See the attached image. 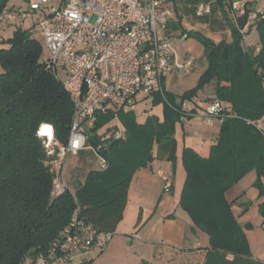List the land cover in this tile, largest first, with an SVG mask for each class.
Listing matches in <instances>:
<instances>
[{
    "label": "trees",
    "instance_id": "16d2710c",
    "mask_svg": "<svg viewBox=\"0 0 264 264\" xmlns=\"http://www.w3.org/2000/svg\"><path fill=\"white\" fill-rule=\"evenodd\" d=\"M7 1L2 0L0 10ZM218 2L230 24L231 41L216 43L183 31L204 44L208 66L198 84L181 98L166 90L153 95V103L165 102L163 120L150 115L141 124L133 109L119 113L126 128L122 139L110 135L112 115L99 116L95 127L87 132V144L96 150L99 160L102 157L107 161V168L87 164L84 180L74 178L72 185L69 181L71 190L61 195L54 193L56 155L48 153L39 130L42 125L52 126L56 138L66 144L74 102L63 78L48 68L41 45L33 36L35 25L19 27L12 37L1 41L0 264H25L57 248L78 205L95 228L114 232L123 217L135 172L154 158L174 162L175 126L182 117V102L195 97L206 85L234 113L224 116L208 156L183 149L186 177L180 206L191 218L192 229L198 228L209 237L207 262H212L216 251L234 257L250 255L248 239L233 210L235 200L230 201L227 192L251 172L256 173L254 186L260 194L263 191L264 131L255 124L264 117L260 74L264 70V15L258 14L246 31H257L259 48H245L241 29L253 7L247 2L245 14L236 23L227 14H231V8L226 11L223 0ZM171 190L172 185L165 184L164 191Z\"/></svg>",
    "mask_w": 264,
    "mask_h": 264
},
{
    "label": "built area",
    "instance_id": "2783aa9c",
    "mask_svg": "<svg viewBox=\"0 0 264 264\" xmlns=\"http://www.w3.org/2000/svg\"><path fill=\"white\" fill-rule=\"evenodd\" d=\"M27 1L28 8L18 0L5 3L0 10V30L30 28L33 25L27 27L29 15L33 13L37 21L34 25L46 40L48 68L56 77L63 78L64 87L74 102L66 144L56 138L52 126L47 125L50 133L41 134L39 130L48 153L56 155L55 164L60 166L55 167L54 193L61 195L71 190L65 175L66 159L69 154L78 155L88 147L87 132L95 127L99 116L112 115L114 126L110 135L115 140L122 139L126 128L119 113L131 111L144 98L163 94L164 79L175 70L189 72L195 59L176 60L168 32L170 19L175 15L171 0ZM246 3V0H232L231 15L236 23L238 17L245 14ZM211 10V4H200L196 14L203 16ZM258 14L264 15V11L256 8L250 13L241 29L244 38ZM9 38L0 32V45ZM260 74L264 84V70H260ZM181 108V120L185 121L188 115L196 113L202 114L208 123L213 119L221 123L224 116L234 113L230 105L216 96L186 99ZM255 125L264 131V117ZM100 163V168H107L104 158L100 157ZM163 179L170 187L169 177L163 175ZM260 205L264 230V182ZM81 213L78 205L69 226L61 233L57 248L39 254L25 264H72L76 251L85 254L92 249H104L114 232L95 228Z\"/></svg>",
    "mask_w": 264,
    "mask_h": 264
},
{
    "label": "crops",
    "instance_id": "0c3cea01",
    "mask_svg": "<svg viewBox=\"0 0 264 264\" xmlns=\"http://www.w3.org/2000/svg\"><path fill=\"white\" fill-rule=\"evenodd\" d=\"M171 1L173 2L175 15L170 19L168 32L171 36L176 34L183 38V35L186 34L180 28L176 27V22H178L179 17H182L183 13L189 12V10L186 9V6H178L179 4H176L174 0ZM200 4L210 3L199 2L197 7ZM218 8L222 11L219 2ZM223 8L226 10L224 5ZM222 15L225 18L223 11ZM196 16L198 15L196 14ZM13 31L11 28L0 30L7 38L13 35ZM254 32L255 29L252 30L246 42L250 40L249 42H253L258 49L259 39L256 32ZM183 39H188L187 35ZM224 39L229 41V37L227 36ZM191 45L194 46L195 44L191 43ZM163 86L166 90L165 81ZM214 96L215 94L212 89L204 98L199 97L198 94L196 95L199 99H208ZM149 114L152 115L151 112ZM195 115L202 116V114L194 113L193 116ZM201 120L204 122L202 123L203 126L198 122L189 121V119L185 121L189 125L185 130L184 148H191L206 157L209 155L211 147L217 142L220 123L217 119H213L208 123L204 120L203 116ZM154 152L156 154L157 151ZM149 165L152 174L160 175L162 178L163 175L169 177L172 185L171 193H173L175 190V180L172 178L171 172L166 170L163 165H160L157 170H155L152 163ZM139 174L140 176L138 175V178L142 180L141 184L148 181L149 174L146 170L140 171ZM252 174L256 178L255 172H251L247 176ZM236 185L227 192V198L230 201L235 200L233 210L248 239L250 255L234 257L231 254L216 251L212 253L214 256L212 262H207L209 237L198 228L192 229L193 222L188 213L180 206V203L171 213L168 208H165L163 211L160 209V203L163 201L166 193L164 191V181V186L159 187L156 196L157 199L155 198L156 200H154V206L145 219V209L143 206L140 207L134 225L135 232L133 234H115L104 249H92L88 253H85L81 264H87L92 260H96L98 264H142L143 260L152 261L157 255L159 264H264V230L261 227L262 211L260 203L257 202L260 199L259 189L253 184L251 192L247 193L246 191L236 190ZM255 200L257 201L254 202ZM250 209L253 211L248 213Z\"/></svg>",
    "mask_w": 264,
    "mask_h": 264
},
{
    "label": "rangeland",
    "instance_id": "374dc122",
    "mask_svg": "<svg viewBox=\"0 0 264 264\" xmlns=\"http://www.w3.org/2000/svg\"><path fill=\"white\" fill-rule=\"evenodd\" d=\"M11 2L17 0H10ZM18 2L24 7L28 8L27 0H18ZM178 6H186V9L189 12L183 13L182 17H179L178 22H176V27L180 28L181 31L191 32L192 34H198L201 37H206L211 41L216 43L220 42L225 38V36L229 37V41L232 40L230 24L227 19H225L222 15V11L218 8V0H174ZM199 2L210 3L212 6V10L210 14L203 15L202 17H198L195 14V9ZM246 2L250 3V6L253 7V10L256 8H260L264 11V0H246ZM232 0H223V5L226 8V11H230ZM228 14L232 16L229 12ZM229 18V16H228ZM217 21H216V20ZM230 19V18H229ZM231 20V19H230ZM36 18L33 13L29 15L28 26L36 24ZM35 31H33V36L38 40L41 45L42 53L44 58L49 57V51L46 45V40L38 28L35 25ZM254 30V29H252ZM245 32V38L243 39V44L245 48L256 46L253 42H246L248 40V36L252 32ZM258 35L257 31L255 30ZM254 32V33H255ZM253 34V33H252ZM183 38H186V35H183ZM182 36H177L176 34L171 36V41L173 44V51L176 56V60L179 62H183L188 57H194L195 62L194 66L189 72H185L184 70H175L171 72L165 79L166 90L171 92L177 98H181L185 92L198 84V81L201 75L207 69V57L204 50L203 42L193 35L189 36L188 39H183ZM194 43L195 45H191ZM3 72V68L0 65V73ZM211 92L210 85H206L203 88L198 90V95L201 98H204L206 94ZM165 93V91H164ZM164 107L165 102L159 101L157 103H153V96H149L139 101L134 107L136 120L138 123H145L150 114L164 119ZM201 115H195L189 118V121L198 122L203 126V120ZM188 120V119H187ZM114 121H111L110 124H113ZM192 123V122H191ZM189 125L185 120H179L176 122L175 126V137L177 140V148H176V159L174 162L169 160H158L154 158L150 163L153 164L155 170H157L160 165H163L166 170H169L172 174V178L175 180V190L173 193L166 192L163 198V201L160 203V209L163 211L165 208L169 209L170 213L179 206L180 196L184 185L185 179V169L183 166L182 153L184 149V138H185V130ZM156 151V147L154 148ZM92 163L96 168H100L101 163L100 160L96 157L91 146H88L85 150L81 151L78 155L69 154L66 159L65 164V175L67 179L70 181L72 185V181L75 178H80L84 180L85 173L88 169V165ZM150 163L145 166L140 167L135 173V177L132 178L129 187H128V198L126 207L123 213L122 219L118 222L117 227L114 231L115 234H133L135 232V223L138 216V211L141 206L144 207V219L149 215V212L152 210L154 203L157 199V191L159 187L164 186V179L159 175L152 174L150 172ZM55 167H60L55 164ZM146 170L148 172V181L144 184H141L142 180L138 178L140 176L139 172ZM151 173V174H150ZM254 175H249L243 179H241L237 185L235 186L236 190L246 191L247 193L251 192L253 187V183L255 181ZM263 196V191L260 194L259 201L255 200L254 202L261 203V198ZM156 198V199H155ZM253 210H248V213H251ZM169 216V214H167ZM84 257V253L81 251H76L74 255V259L72 260V264H81L82 259ZM158 255L153 258V262L150 260H143L142 264H159L158 263ZM87 264H98L96 260L89 261Z\"/></svg>",
    "mask_w": 264,
    "mask_h": 264
},
{
    "label": "clouds",
    "instance_id": "9594fccd",
    "mask_svg": "<svg viewBox=\"0 0 264 264\" xmlns=\"http://www.w3.org/2000/svg\"><path fill=\"white\" fill-rule=\"evenodd\" d=\"M41 134L44 132H50V128L47 125H44L41 130H40Z\"/></svg>",
    "mask_w": 264,
    "mask_h": 264
},
{
    "label": "snow or ice",
    "instance_id": "6c2138e0",
    "mask_svg": "<svg viewBox=\"0 0 264 264\" xmlns=\"http://www.w3.org/2000/svg\"><path fill=\"white\" fill-rule=\"evenodd\" d=\"M50 133V132H49Z\"/></svg>",
    "mask_w": 264,
    "mask_h": 264
}]
</instances>
